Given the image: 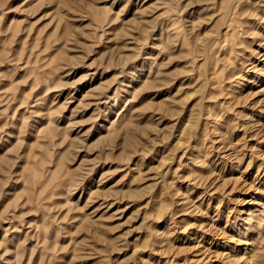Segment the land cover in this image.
Masks as SVG:
<instances>
[{"label":"rangeland","instance_id":"obj_1","mask_svg":"<svg viewBox=\"0 0 264 264\" xmlns=\"http://www.w3.org/2000/svg\"><path fill=\"white\" fill-rule=\"evenodd\" d=\"M0 264H264V0H0Z\"/></svg>","mask_w":264,"mask_h":264}]
</instances>
